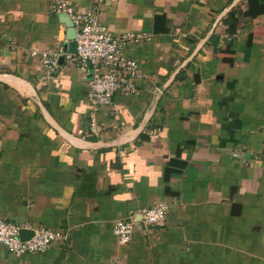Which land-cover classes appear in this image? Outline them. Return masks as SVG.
<instances>
[{"label":"crops","instance_id":"0c3cea01","mask_svg":"<svg viewBox=\"0 0 264 264\" xmlns=\"http://www.w3.org/2000/svg\"><path fill=\"white\" fill-rule=\"evenodd\" d=\"M88 10L94 0H66ZM259 0H101L143 75L89 129V73L51 0H0V218L67 238L0 264H264V12ZM236 18L229 32V12ZM58 47L49 73L31 56ZM60 57H63L61 60ZM167 206L161 226L140 211ZM135 223L120 245L116 220Z\"/></svg>","mask_w":264,"mask_h":264},{"label":"built area","instance_id":"2783aa9c","mask_svg":"<svg viewBox=\"0 0 264 264\" xmlns=\"http://www.w3.org/2000/svg\"><path fill=\"white\" fill-rule=\"evenodd\" d=\"M101 0H94L86 11H77L66 0H51L50 10L53 13L66 14L74 28V51L67 54V59L84 72L89 73L87 101L89 104V129L97 130L95 111L101 106L111 104L112 96L117 92L131 94L136 91L143 75L137 62L124 54V49L131 44L141 43L149 39L144 32L128 31L112 33L99 20ZM28 53L36 57L39 63L49 72L57 69L61 51L53 49H29ZM264 157V149L262 152ZM167 206L156 203L140 211V221L144 228L161 226L166 220ZM135 223L131 220H116L111 232L120 245L128 244L134 234ZM21 226L0 218V248L16 257L30 253L46 251L55 241H62L67 235L51 229L37 228L33 234L21 240Z\"/></svg>","mask_w":264,"mask_h":264},{"label":"trees","instance_id":"16d2710c","mask_svg":"<svg viewBox=\"0 0 264 264\" xmlns=\"http://www.w3.org/2000/svg\"><path fill=\"white\" fill-rule=\"evenodd\" d=\"M264 12V0H259V5L257 8H252V9H248L246 11L243 12V15L246 16H251V17H255L256 15H258L259 13H263ZM234 12H229L228 17L230 18V22H229V32L232 33L234 31V27H235V22H236V18L234 17Z\"/></svg>","mask_w":264,"mask_h":264},{"label":"water","instance_id":"95a60500","mask_svg":"<svg viewBox=\"0 0 264 264\" xmlns=\"http://www.w3.org/2000/svg\"><path fill=\"white\" fill-rule=\"evenodd\" d=\"M63 22L66 24V26L68 27V32L69 35L72 39H74L75 36V32H74V28L72 26V22L70 20V18L66 15V14H61ZM60 59L62 60L63 57H60ZM90 77V75H89ZM33 234V230H28V229H24V228H20L19 229V237L21 240H25L27 238H29L31 235Z\"/></svg>","mask_w":264,"mask_h":264}]
</instances>
